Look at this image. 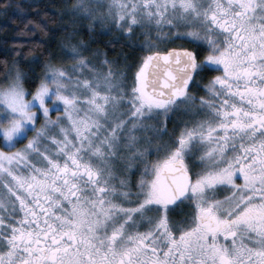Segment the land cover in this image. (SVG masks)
Here are the masks:
<instances>
[{
	"label": "snow or ice",
	"instance_id": "obj_1",
	"mask_svg": "<svg viewBox=\"0 0 264 264\" xmlns=\"http://www.w3.org/2000/svg\"><path fill=\"white\" fill-rule=\"evenodd\" d=\"M71 14L130 46L139 32L145 55L128 83L73 29L39 75L3 65L0 264H264V0H77Z\"/></svg>",
	"mask_w": 264,
	"mask_h": 264
},
{
	"label": "trees",
	"instance_id": "obj_2",
	"mask_svg": "<svg viewBox=\"0 0 264 264\" xmlns=\"http://www.w3.org/2000/svg\"><path fill=\"white\" fill-rule=\"evenodd\" d=\"M10 2L11 7L7 11L0 12V83L6 71L3 65L10 64L13 60L18 61V67L28 73L29 78H32L33 70L39 75L42 72L41 65L51 57H56L62 51V45H67L66 37L73 29L79 30L75 33L76 40L83 41L89 46L91 57L94 55L97 59L98 56L102 61L106 54L108 59L118 61V70L130 80L138 62L145 55L138 46V41H142L141 37H136L130 46L129 40L118 32L103 34L104 30L99 27L93 30L89 27L90 23L72 16L67 9L72 0H62V2L61 0H10ZM18 6L29 20L36 23L45 21L46 28L43 31L39 28L32 32L25 30L21 23L22 17L17 14ZM74 19L77 20L75 24L72 23ZM179 42L186 44L185 41L177 40L168 46L179 47L181 45L178 44ZM60 61L56 59L57 63ZM193 91L198 95L203 94L201 89H193ZM177 113L180 112L171 114L169 129L176 119L185 120L184 113L181 115Z\"/></svg>",
	"mask_w": 264,
	"mask_h": 264
},
{
	"label": "rangeland",
	"instance_id": "obj_3",
	"mask_svg": "<svg viewBox=\"0 0 264 264\" xmlns=\"http://www.w3.org/2000/svg\"><path fill=\"white\" fill-rule=\"evenodd\" d=\"M61 2H62V0H61ZM77 2V0H72V2H71V4H69L68 5V11L70 12V14H71V12H72V6L75 4ZM72 15V14H71ZM73 16V15H72ZM76 18H78V17H76ZM88 23H91L90 21H87ZM101 29V28H100ZM102 30V29H101ZM104 31H106L105 29H104ZM136 37H141L140 36V34H139V32H137V36ZM141 40H143V37H141ZM178 44H183V43H178ZM185 44V43H184ZM161 47L163 48V47H172V46H168V44H162L161 45ZM62 55H63V49H62V51H60L59 52V54L56 56V58H57V60H60V58L62 57ZM91 58H93L94 60H95V56L93 55V57H91ZM61 62V61H60ZM127 81H128V83H131V80H130V78H127ZM178 112H180V113H177V114H180L181 115V113H183L182 111H178ZM183 116L185 117V120H187L188 119V117L186 116V115H184L183 114ZM178 117V116H177ZM185 120H183V119H176L175 120V122L174 123H172V126L170 127V129L168 128V133H169V135H171L176 129H178V128H180V127H182L183 125H182V122L183 121H185ZM170 130V131H169ZM146 135H148L149 137H151V135H152V133H147ZM169 135H165V136H163L162 138H160V139H158L157 141H156V143H158V144H163L165 141H167L168 139H169ZM155 147V145H153V148ZM150 159H152V158H154V157H149ZM196 164V161L194 160L193 161V165H195Z\"/></svg>",
	"mask_w": 264,
	"mask_h": 264
},
{
	"label": "flooded vegetation",
	"instance_id": "obj_4",
	"mask_svg": "<svg viewBox=\"0 0 264 264\" xmlns=\"http://www.w3.org/2000/svg\"><path fill=\"white\" fill-rule=\"evenodd\" d=\"M175 218H177V219L179 218V210L177 211Z\"/></svg>",
	"mask_w": 264,
	"mask_h": 264
}]
</instances>
